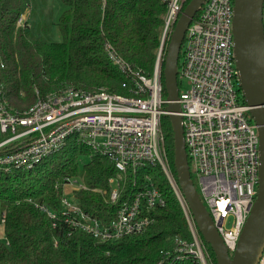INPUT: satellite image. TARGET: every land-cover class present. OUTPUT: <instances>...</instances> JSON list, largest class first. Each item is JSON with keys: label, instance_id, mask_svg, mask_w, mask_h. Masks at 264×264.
<instances>
[{"label": "built area", "instance_id": "built-area-1", "mask_svg": "<svg viewBox=\"0 0 264 264\" xmlns=\"http://www.w3.org/2000/svg\"><path fill=\"white\" fill-rule=\"evenodd\" d=\"M185 2L165 0L161 47L151 76L135 71L111 43H105L106 55L125 78L122 88L127 94L113 93L107 87L91 91L66 87L38 97L19 113L9 108L0 81V149L9 147L0 155V169H33L64 148L70 138L111 161L117 173L108 181L109 190L89 188L84 176L67 177L60 209L39 207L54 227L61 222L106 243L143 232L152 223L148 209L166 204L146 172L148 167H158L192 235V242L182 243L179 252L191 254L200 264H212L173 173L161 124L162 116L170 114L161 81L162 48ZM233 16L234 0H206L187 29L178 66L179 115L190 172L230 254L257 197L260 166L258 127L250 108L241 102ZM26 18L22 15L17 26H23ZM262 21L264 28V4ZM4 67L0 57V69ZM80 190L108 195L109 205H119L116 216L102 219L86 212L75 197ZM1 217L4 221L5 213ZM258 264H264V249Z\"/></svg>", "mask_w": 264, "mask_h": 264}, {"label": "trees", "instance_id": "trees-1", "mask_svg": "<svg viewBox=\"0 0 264 264\" xmlns=\"http://www.w3.org/2000/svg\"><path fill=\"white\" fill-rule=\"evenodd\" d=\"M38 1L0 0V57L5 66L0 69V81L13 111L23 113L38 97L66 87L85 91L107 87L113 93L127 94L122 88L125 78L106 55V42L135 71L153 74L161 47L165 0H62L64 10L55 23L57 40L49 36L46 23L38 27L41 34L30 30L27 11L33 3L35 16ZM189 2L186 0L184 7ZM24 14H28L24 25L17 26ZM168 40L161 54L163 86ZM178 87L181 89L180 83ZM241 102L245 103L243 97ZM161 124L176 176L169 116H162ZM8 148L0 149V155ZM147 169L166 204L148 209L152 223L143 232L106 243L61 222L54 227L39 207L60 209L67 177L84 176L89 188L109 190L108 181L117 173L111 161L70 138L64 148L33 169H0V212L5 213L4 221L0 218L5 234L0 242V264H200L191 254L179 252L182 243L192 242V235L172 188L158 167ZM75 197L92 215L102 219L116 216L119 205H109L108 195L80 190ZM200 237L209 262L217 264L210 244Z\"/></svg>", "mask_w": 264, "mask_h": 264}, {"label": "water", "instance_id": "water-1", "mask_svg": "<svg viewBox=\"0 0 264 264\" xmlns=\"http://www.w3.org/2000/svg\"><path fill=\"white\" fill-rule=\"evenodd\" d=\"M206 0H190L170 34L164 58V87L167 111L174 132V166L176 177L195 225L216 257L217 264H258L264 249V0H234L233 34L240 91L250 108L251 119L258 127V193L243 227L235 251L230 254L215 227L192 178L181 124L178 66L188 27Z\"/></svg>", "mask_w": 264, "mask_h": 264}, {"label": "rangeland", "instance_id": "rangeland-1", "mask_svg": "<svg viewBox=\"0 0 264 264\" xmlns=\"http://www.w3.org/2000/svg\"><path fill=\"white\" fill-rule=\"evenodd\" d=\"M40 1V0H39ZM39 3V7L36 6V9L38 10L35 14L33 15V9H34V4L32 3V8H28L27 13H30V17L28 16V24L30 27V30L36 35V34H41V29L38 27L43 26L45 23L47 26H49V36L52 38V40H57L56 36V30H55V23L58 21L62 11L64 10V5L62 3V0H42ZM42 3V5L40 4ZM44 16L45 18L43 19ZM37 21V24H34ZM49 23V25H48ZM166 44V42H165ZM184 50V45L182 46V51ZM182 61V57H180L179 62ZM182 90V89H181ZM3 139V137L0 135V140ZM80 158L83 159L84 161H87L88 159L85 156H81ZM195 185L198 188V183L195 180ZM200 193V190H199ZM2 212H0V218H1ZM5 240V234H4V226L3 224L0 223V242H3Z\"/></svg>", "mask_w": 264, "mask_h": 264}]
</instances>
